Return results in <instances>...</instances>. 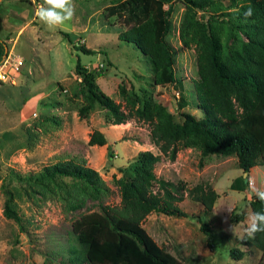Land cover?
Returning <instances> with one entry per match:
<instances>
[{
  "label": "rangeland",
  "instance_id": "1",
  "mask_svg": "<svg viewBox=\"0 0 264 264\" xmlns=\"http://www.w3.org/2000/svg\"><path fill=\"white\" fill-rule=\"evenodd\" d=\"M219 2L214 18L217 24L230 28L232 11L241 3ZM41 4L37 0H0V54L7 48L23 60L15 84L0 88V264H88L72 258L71 250L77 244L71 223L98 210L99 202L118 205L114 179L130 173L128 164L138 151L159 152L149 140V124L135 117L115 126L97 104L83 118L77 117L76 110L85 100L84 86L74 73L76 58L93 75L96 88L120 103L123 110L122 92L135 106L144 100L160 103L180 122L182 112L202 116L192 85L197 77L195 52L178 37L184 12L179 1L173 3L169 14L166 40L174 51L173 70L180 82L165 86L154 83L149 57L119 39V34L141 19L129 0H73L72 20L52 28L35 14ZM59 31L68 33L69 41ZM74 42L95 52L84 54L73 47ZM92 129L104 135L103 145L87 144ZM67 157L98 173L108 187L100 200L88 198L69 210L52 184L19 179ZM153 173L175 186L172 191L181 199L173 204L186 214L151 212L145 216L141 226L159 247L182 264H257L261 251L244 246L240 239L252 214L246 189L251 194L254 188L264 190L263 165L243 174L234 155L201 156L198 149L186 147L180 148L173 160L161 156ZM247 178L251 185L245 184ZM198 183L208 184L217 194L210 214L201 213L202 206L186 195V190ZM6 192L11 195L9 205L19 215L21 229L2 214ZM200 223L211 230L212 244L199 230ZM233 224L236 227L230 231ZM233 248L241 252L239 257L230 255Z\"/></svg>",
  "mask_w": 264,
  "mask_h": 264
},
{
  "label": "trees",
  "instance_id": "2",
  "mask_svg": "<svg viewBox=\"0 0 264 264\" xmlns=\"http://www.w3.org/2000/svg\"><path fill=\"white\" fill-rule=\"evenodd\" d=\"M175 1L184 6L179 40L195 52L197 77L192 85L196 108L202 116L182 112V120L175 122L160 103L144 100L141 106H135L124 92L121 93L123 110L120 103L96 88L93 75L76 58L74 73L84 86L85 100L76 110L77 117L83 118L97 104L108 112L107 119L115 126L131 117L142 120L149 124V140L159 153L138 151L128 164L130 173L114 179L118 205L99 202L98 210L82 214L71 223L77 244L71 250L75 260L83 259L88 264H182L159 247L141 226L151 212L186 216L173 204L181 199L172 191L175 186L156 178L153 173V166L161 156L173 160L180 148L193 147L201 156L234 155L237 167L245 174L253 166H264V0H229L241 3L232 11L230 28L217 24L214 18L213 13L217 7L220 9V0H129L130 8L138 12L141 19L119 34V39L132 43L149 57L153 81L160 86L180 82L173 70L174 51L166 40L171 27L168 17ZM248 8H252L253 15L245 18ZM59 33L69 41L68 33ZM73 47L84 54L95 52L79 42H74ZM107 65L112 64L107 61ZM104 143V135L92 129L87 144L101 146ZM64 178L68 179V184ZM19 179L52 184L69 210L79 207L88 198L100 200L108 192L94 169L72 157L57 158ZM186 195L202 206L204 215L210 214L217 197L205 183L187 189ZM245 196L252 213L264 211V202L247 189ZM10 200L11 195L6 192L2 214L21 229L19 215L10 207ZM199 230L205 234L208 244H212L209 227L200 223ZM240 243L259 249L261 256L257 264H264V232L257 233L254 239L244 234ZM229 253L233 257L241 255L236 248Z\"/></svg>",
  "mask_w": 264,
  "mask_h": 264
},
{
  "label": "clouds",
  "instance_id": "3",
  "mask_svg": "<svg viewBox=\"0 0 264 264\" xmlns=\"http://www.w3.org/2000/svg\"><path fill=\"white\" fill-rule=\"evenodd\" d=\"M36 16L49 28L60 26L71 21L75 15L73 0H43L36 10ZM253 15L252 8L244 12V17L248 18ZM248 179L246 184H248ZM252 183V181H251ZM255 196L261 202H264V190L253 189ZM236 224L230 225L229 230L233 231ZM249 239H254L257 233L264 232V211H257L248 217L247 227L245 229Z\"/></svg>",
  "mask_w": 264,
  "mask_h": 264
},
{
  "label": "built area",
  "instance_id": "4",
  "mask_svg": "<svg viewBox=\"0 0 264 264\" xmlns=\"http://www.w3.org/2000/svg\"><path fill=\"white\" fill-rule=\"evenodd\" d=\"M23 64L22 58L5 48L0 54V88L6 84H15V78L19 74ZM248 184L251 185V179H248Z\"/></svg>",
  "mask_w": 264,
  "mask_h": 264
},
{
  "label": "water",
  "instance_id": "5",
  "mask_svg": "<svg viewBox=\"0 0 264 264\" xmlns=\"http://www.w3.org/2000/svg\"><path fill=\"white\" fill-rule=\"evenodd\" d=\"M243 174H245V173H243Z\"/></svg>",
  "mask_w": 264,
  "mask_h": 264
}]
</instances>
